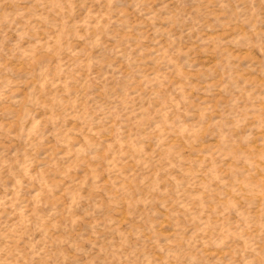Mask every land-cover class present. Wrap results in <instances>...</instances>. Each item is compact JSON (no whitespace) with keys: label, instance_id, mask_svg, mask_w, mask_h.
Returning a JSON list of instances; mask_svg holds the SVG:
<instances>
[{"label":"rangeland","instance_id":"1","mask_svg":"<svg viewBox=\"0 0 264 264\" xmlns=\"http://www.w3.org/2000/svg\"><path fill=\"white\" fill-rule=\"evenodd\" d=\"M0 264H264V0H0Z\"/></svg>","mask_w":264,"mask_h":264}]
</instances>
